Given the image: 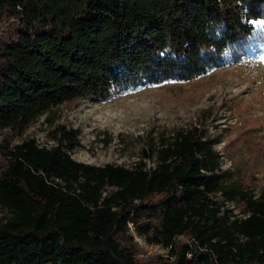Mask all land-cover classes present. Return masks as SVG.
<instances>
[{
  "label": "trees",
  "instance_id": "trees-1",
  "mask_svg": "<svg viewBox=\"0 0 264 264\" xmlns=\"http://www.w3.org/2000/svg\"><path fill=\"white\" fill-rule=\"evenodd\" d=\"M257 23L264 0H0V129L128 83L239 61ZM78 133L61 126L53 146L30 137L2 149L10 216L0 218V264H141L128 221L169 246L152 264H264V192L217 186L215 151L195 127L163 142L149 167L76 160ZM216 192L242 200L245 215Z\"/></svg>",
  "mask_w": 264,
  "mask_h": 264
},
{
  "label": "rangeland",
  "instance_id": "rangeland-1",
  "mask_svg": "<svg viewBox=\"0 0 264 264\" xmlns=\"http://www.w3.org/2000/svg\"><path fill=\"white\" fill-rule=\"evenodd\" d=\"M254 32L258 38L239 61L215 66L195 78L128 83L104 97L90 94L52 106L21 131L1 128L0 164L5 161L4 146L10 148L30 137L40 145L53 146L56 129L62 126L79 132V144L68 150L76 160L126 167L142 160L149 167L163 142L179 130L195 127L215 151L218 167L212 181L260 195L264 192V24H255ZM215 197L223 201L219 192ZM223 207L233 215H245L239 198L223 201ZM8 216L10 211L0 206V218ZM140 236L143 245L134 242L138 262L152 264L157 256H168V251L146 248L147 234Z\"/></svg>",
  "mask_w": 264,
  "mask_h": 264
},
{
  "label": "built area",
  "instance_id": "built-area-1",
  "mask_svg": "<svg viewBox=\"0 0 264 264\" xmlns=\"http://www.w3.org/2000/svg\"><path fill=\"white\" fill-rule=\"evenodd\" d=\"M127 226H128L127 233L131 236L132 240L134 242H136L138 245H143V244H141L142 240H141V236H140L142 233L138 232V230L135 227V224L132 221H128ZM181 236H178V237H181ZM144 246L146 248L148 247L150 249L151 248H158V250L160 252H162V251L166 252L169 249V246H164L161 243L154 242V241H150V243H147V244L144 243Z\"/></svg>",
  "mask_w": 264,
  "mask_h": 264
}]
</instances>
